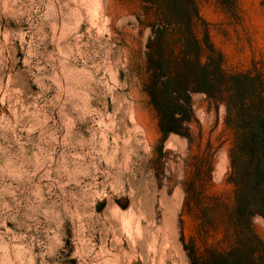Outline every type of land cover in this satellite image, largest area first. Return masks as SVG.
Masks as SVG:
<instances>
[{
  "label": "rangeland",
  "instance_id": "rangeland-1",
  "mask_svg": "<svg viewBox=\"0 0 264 264\" xmlns=\"http://www.w3.org/2000/svg\"><path fill=\"white\" fill-rule=\"evenodd\" d=\"M197 4L226 71L264 78V0ZM154 12L146 0H0V264H190L191 158L211 155L206 194L232 198L222 101L193 94L195 142L163 140L144 90ZM252 227L264 241V218Z\"/></svg>",
  "mask_w": 264,
  "mask_h": 264
},
{
  "label": "trees",
  "instance_id": "trees-1",
  "mask_svg": "<svg viewBox=\"0 0 264 264\" xmlns=\"http://www.w3.org/2000/svg\"><path fill=\"white\" fill-rule=\"evenodd\" d=\"M146 1L154 8L158 23L151 25L147 43L144 90L163 140L176 134L189 145L195 142L190 124L198 123L192 108L196 93L225 104V125L234 132L227 178L234 189L227 202L206 194L212 156L205 152L191 158L181 217L195 214L198 225L188 243L180 218L181 242L189 262L264 264V241L252 227L254 217L264 218V78L251 71H226L223 53L210 41L208 32L197 30L195 19L201 20L197 0ZM200 231L204 235L221 232L222 239L208 246L206 241H198L203 236Z\"/></svg>",
  "mask_w": 264,
  "mask_h": 264
}]
</instances>
